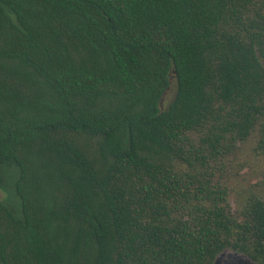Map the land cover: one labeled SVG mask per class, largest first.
<instances>
[{"label":"trees","instance_id":"obj_1","mask_svg":"<svg viewBox=\"0 0 264 264\" xmlns=\"http://www.w3.org/2000/svg\"><path fill=\"white\" fill-rule=\"evenodd\" d=\"M263 163L264 0H0V264H264Z\"/></svg>","mask_w":264,"mask_h":264},{"label":"water","instance_id":"obj_2","mask_svg":"<svg viewBox=\"0 0 264 264\" xmlns=\"http://www.w3.org/2000/svg\"><path fill=\"white\" fill-rule=\"evenodd\" d=\"M214 264H257L250 256L237 250L225 249L220 253Z\"/></svg>","mask_w":264,"mask_h":264},{"label":"rangeland","instance_id":"obj_3","mask_svg":"<svg viewBox=\"0 0 264 264\" xmlns=\"http://www.w3.org/2000/svg\"><path fill=\"white\" fill-rule=\"evenodd\" d=\"M175 94H176V82H175V79L173 78L171 80L170 87L168 88V90L166 91L165 95L163 96V99H162V102H161L162 108H166L167 107V105L174 99ZM252 151H253L252 148H250L248 150L249 154L252 153ZM262 166H264V163L261 166H255L253 170L256 171V172H260V171L264 172V170L262 169ZM244 174L246 176H251V174H252L251 169L247 168L246 171L244 172ZM260 176H262V175H260ZM6 195H7L6 191L4 189L0 188V200H2Z\"/></svg>","mask_w":264,"mask_h":264}]
</instances>
